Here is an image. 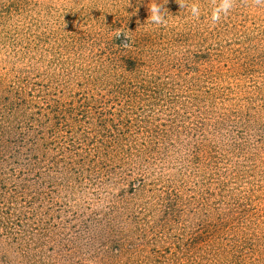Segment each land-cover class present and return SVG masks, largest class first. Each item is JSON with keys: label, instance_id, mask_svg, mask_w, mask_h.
Listing matches in <instances>:
<instances>
[{"label": "trees", "instance_id": "obj_1", "mask_svg": "<svg viewBox=\"0 0 264 264\" xmlns=\"http://www.w3.org/2000/svg\"><path fill=\"white\" fill-rule=\"evenodd\" d=\"M179 2L0 0V264H264V7Z\"/></svg>", "mask_w": 264, "mask_h": 264}, {"label": "clouds", "instance_id": "obj_2", "mask_svg": "<svg viewBox=\"0 0 264 264\" xmlns=\"http://www.w3.org/2000/svg\"><path fill=\"white\" fill-rule=\"evenodd\" d=\"M241 3L244 5H250L254 7H264V0H241ZM181 9L189 10L191 16L199 19L200 18V7L198 4L188 5L186 0H180L178 3ZM211 4V22L212 26H216L220 23L222 18H227L229 13L235 8L236 0H210ZM163 5H158L155 2H152L149 5L150 16L147 22L152 23L158 27H167L168 20L166 19L167 10L165 9L163 12L161 8ZM120 35V34H119Z\"/></svg>", "mask_w": 264, "mask_h": 264}]
</instances>
